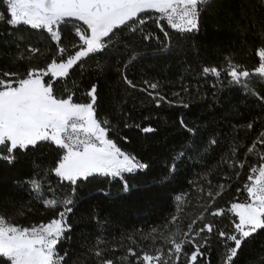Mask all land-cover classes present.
Here are the masks:
<instances>
[{
	"label": "trees",
	"instance_id": "obj_1",
	"mask_svg": "<svg viewBox=\"0 0 264 264\" xmlns=\"http://www.w3.org/2000/svg\"><path fill=\"white\" fill-rule=\"evenodd\" d=\"M5 8L0 0V13L6 18ZM145 15L151 17L146 30L159 39L144 41L139 33H118L122 42L114 45L115 50L90 56L84 60L83 70L76 66L67 78L55 84L58 94H65V88L74 93L75 103H87V91L92 84L98 85L97 118L109 120L115 129L109 138L150 165L146 171L124 174L130 190L125 193L123 181L112 177L92 176L75 186L61 182L48 172L63 155L50 142L27 152L17 151L11 164L0 160V215L10 217L12 222L22 226L47 223L62 210L46 208L35 198L29 183L32 179L42 181L45 198L73 199V210L68 215L70 239L58 245L61 255L68 253L67 264H101L102 258L112 259L113 264H139L136 256L129 255V248L138 255L154 254L161 246L166 251L167 245L159 239L144 237L153 228L164 234L177 228L181 233L187 231V225L208 206L209 191L220 192L212 210H227L232 203L246 202L250 170L264 162L260 159L264 146L257 144L256 150L248 151L264 131V101L252 94L264 97V79L251 77L247 81L249 92L229 83L226 74L217 78L202 72L206 66H224L225 57L250 72L258 67L256 49L261 40L257 34L264 30V4L260 0H210L202 10L198 32L181 33L161 20L168 40L155 23L157 12ZM59 30L62 46L71 49L79 43L72 23H62ZM125 44L129 46L125 48ZM29 46L39 51L31 53ZM56 55L57 43L46 30L27 25L13 28L0 20V73L23 77L29 69H46ZM20 56L24 58L18 59ZM121 73L137 87L125 84ZM145 80L159 82L161 95L173 103L162 101L157 106L146 91H141L147 88ZM185 85L188 93L181 91ZM174 92H181L189 107H183L172 95ZM181 118L196 129L195 135L181 127ZM125 123L151 126L156 131L143 133L135 127L125 128ZM249 123L253 124L251 129ZM173 163L175 172L167 182H160L169 175ZM220 185L224 186L222 190ZM49 187L53 191L49 192ZM178 195L184 196L179 213L175 200ZM177 214V224H168ZM235 219L226 211L220 217L206 215L201 223L212 222L218 229L231 231ZM97 249L103 252L102 258L95 256ZM193 250L192 244H185L179 264H187ZM203 251L204 256L198 257L196 264H224L226 245L216 232ZM0 264L9 262L0 258ZM233 264H264V230L243 244Z\"/></svg>",
	"mask_w": 264,
	"mask_h": 264
},
{
	"label": "snow or ice",
	"instance_id": "obj_2",
	"mask_svg": "<svg viewBox=\"0 0 264 264\" xmlns=\"http://www.w3.org/2000/svg\"><path fill=\"white\" fill-rule=\"evenodd\" d=\"M3 2L6 5L7 16L5 18V15L0 13V20H5L13 28L27 25L32 29L46 30L57 43V55L46 69H29L23 77L17 73H0V160L11 164L16 160L17 151L27 152L50 142L63 152L55 166L48 169V172L54 173L61 182L75 186L79 181L92 176L120 178L123 181V191L127 193L130 186L124 180V174L146 171L150 165L135 154L123 151L109 138V133L115 129L109 120L97 118L98 85L92 84L87 91V103H75L74 93L65 88L66 95L58 94L55 84L60 79L67 78L74 67L79 66L83 70V62L90 56L107 53L110 49L115 50L114 45L122 42L118 33L125 30L133 35L139 33V38L144 41L159 39L145 27L147 21L151 19L145 14L150 11L160 14L155 23L164 33L165 40H168L169 36L160 23L161 19L166 20L172 29L181 33L200 31L201 13L209 5L210 0H3ZM260 3L264 4V0H260ZM76 22H82L86 28ZM62 23H72L75 35L79 38V43L72 45L71 49L60 43L59 25ZM257 35L261 40V45L256 49L259 64L253 71L250 72L231 57H225L224 66H206L202 72L217 78L226 74L229 83L238 84L251 92L247 81L253 76L264 79V30ZM128 46L124 45L125 48ZM165 47L167 48V45ZM28 51L37 53L39 49L29 46ZM135 58L134 55L131 57L132 60ZM121 75L123 82L130 88L137 87L127 75L123 73ZM45 77L48 78L47 81ZM144 83L147 88L141 91H146L157 106H160L162 101L173 103L161 95L158 90L159 82L145 80ZM181 91L188 93V86L185 85ZM252 94L264 101V97L258 93ZM172 95L179 98L178 102L183 107H189L184 103L181 92H174ZM180 125L195 135L196 129L189 127L183 118L180 119ZM124 127H135L143 133L156 131L151 126L141 128L139 124L125 123ZM247 127L251 129L253 124L249 123ZM123 139L127 141V137ZM257 144L264 146V131L259 134L257 141L253 142L248 151L256 150ZM179 155L183 156L184 153L181 152ZM260 159L264 161V155ZM239 166L244 165L241 163ZM175 169L176 165L173 163L169 166V175L162 177L160 182H167ZM250 172L248 176L250 184L245 185L249 197L246 202L232 203L227 210L223 208L212 210L216 196L220 195V192L213 194L209 191L208 206L187 225V231L181 233L177 228L174 232L164 234L161 230L153 228L151 233L144 237L153 241L159 239L162 245H167L166 251L161 246L154 254L144 252L138 255L129 248V255L136 256L139 264H179L184 245L192 244L194 250L187 258V264H196L198 257L205 254L203 249L207 247L209 237L216 232L226 245L224 264H233L243 244L264 230V162L252 167ZM29 183L35 198L46 208L62 207V210L47 223L32 226L16 224L10 217L0 215V258L6 259L9 264H67L68 253L65 251L61 255L58 245L70 239L68 233L72 225L68 223V215L73 210L74 201L69 196L61 200L45 198L41 180L32 179ZM223 187L220 185L221 190ZM48 191L51 192L53 189L49 187ZM72 191L75 192V187ZM175 200L178 202L179 213L182 211L179 204L183 203L184 196L178 195ZM226 211L233 213L237 218L232 221L231 231L218 229L212 222L201 223L206 215L220 217L224 216ZM178 220L179 215H173L168 224L176 225ZM95 256L102 258L103 252L97 249ZM101 264H113V260L102 258Z\"/></svg>",
	"mask_w": 264,
	"mask_h": 264
},
{
	"label": "built area",
	"instance_id": "obj_3",
	"mask_svg": "<svg viewBox=\"0 0 264 264\" xmlns=\"http://www.w3.org/2000/svg\"><path fill=\"white\" fill-rule=\"evenodd\" d=\"M157 15H158V17H159V13H157ZM161 20H163V19H161ZM166 24H167V21L166 20H163ZM168 25V24H167ZM169 26V25H168ZM170 27V26H169ZM171 28V27H170ZM175 30V29H174Z\"/></svg>",
	"mask_w": 264,
	"mask_h": 264
},
{
	"label": "rangeland",
	"instance_id": "obj_4",
	"mask_svg": "<svg viewBox=\"0 0 264 264\" xmlns=\"http://www.w3.org/2000/svg\"><path fill=\"white\" fill-rule=\"evenodd\" d=\"M79 24H81L82 27L86 28V26L82 25V22H79Z\"/></svg>",
	"mask_w": 264,
	"mask_h": 264
}]
</instances>
